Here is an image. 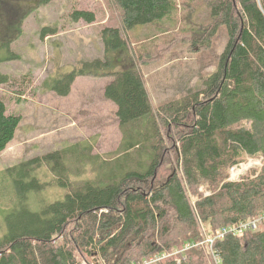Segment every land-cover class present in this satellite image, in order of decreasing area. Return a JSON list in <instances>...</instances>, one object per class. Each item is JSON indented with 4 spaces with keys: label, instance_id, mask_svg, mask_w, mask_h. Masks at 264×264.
<instances>
[{
    "label": "trees",
    "instance_id": "trees-1",
    "mask_svg": "<svg viewBox=\"0 0 264 264\" xmlns=\"http://www.w3.org/2000/svg\"><path fill=\"white\" fill-rule=\"evenodd\" d=\"M108 1L119 24L101 32L105 59L58 67L37 91L67 97L79 77L107 79L104 95L117 107L123 135L119 150L106 158L77 142L0 170V264H211L203 246L184 249L204 232L217 237L264 213V0H199L206 23L177 35L193 31L200 51L225 26L227 47L200 87L156 108L141 67L155 60L158 41L135 44L129 35L157 26L160 40L178 23V0ZM70 18L93 24L96 13L76 7ZM56 34L47 26L41 37ZM113 51L131 53L135 67L116 66ZM22 82L0 74V88ZM21 122L0 94V153ZM247 156L262 158V166L231 180V168ZM54 189L63 194L49 197ZM214 249L221 264H264V226L228 232Z\"/></svg>",
    "mask_w": 264,
    "mask_h": 264
},
{
    "label": "rangeland",
    "instance_id": "rangeland-1",
    "mask_svg": "<svg viewBox=\"0 0 264 264\" xmlns=\"http://www.w3.org/2000/svg\"><path fill=\"white\" fill-rule=\"evenodd\" d=\"M188 2L191 4H184ZM178 5V23L164 30L166 34L160 40L157 38L162 31L157 26H138L129 35L135 44L149 39L158 41L155 60L141 67L155 108L184 96L189 89L200 87L202 80L217 69L220 55L228 44L224 26L217 29L208 48L197 51L191 44L193 31L177 33L206 23V6L199 0H178ZM76 7L94 11L96 22L71 21L70 15ZM118 21L108 0L76 3L53 0L48 5L42 0H0V74L23 81L21 87L17 84L0 88L8 111L22 116L14 140L0 153V170L77 142L91 143L93 154L106 158L119 150L123 135L116 116L117 107L104 95L107 79L79 77L67 97L37 91L58 67L66 72L82 62L104 60L107 52L101 32L105 27L118 26ZM47 26L56 27L57 34L43 39L41 33ZM147 49L153 52L152 47ZM163 49L167 51H160ZM14 54L19 57L5 61ZM109 56L121 69L135 67L129 52L113 51ZM243 160L251 165L245 173L261 167L257 165L259 157ZM60 194L63 192L55 189L48 191L49 197ZM202 230L205 231L204 225ZM203 236L209 235L204 232ZM96 264H103L102 259Z\"/></svg>",
    "mask_w": 264,
    "mask_h": 264
},
{
    "label": "built area",
    "instance_id": "built-area-1",
    "mask_svg": "<svg viewBox=\"0 0 264 264\" xmlns=\"http://www.w3.org/2000/svg\"><path fill=\"white\" fill-rule=\"evenodd\" d=\"M262 163H263V159L260 158L257 165L262 166ZM248 167H251V165H247V162H244V160H242L238 165L231 168L230 170L231 180L240 179L245 174V171L248 169ZM263 226H264V213L257 218L248 220L239 225L223 228L217 237L205 236L202 242H199L198 244H188L184 250H189L197 246H203L210 257L211 264H221L218 254L214 249L215 240L223 238V236L228 232H234L235 234L241 236L248 231L260 230ZM156 261H158L156 258H152L149 261L145 262L144 264H154Z\"/></svg>",
    "mask_w": 264,
    "mask_h": 264
}]
</instances>
